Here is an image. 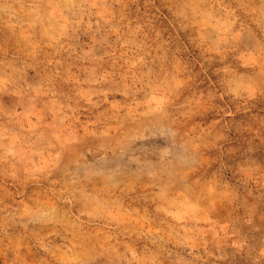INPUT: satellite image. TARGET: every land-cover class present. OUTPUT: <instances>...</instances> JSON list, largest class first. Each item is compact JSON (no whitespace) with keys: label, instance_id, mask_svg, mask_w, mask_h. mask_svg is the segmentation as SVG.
<instances>
[{"label":"rangeland","instance_id":"374dc122","mask_svg":"<svg viewBox=\"0 0 264 264\" xmlns=\"http://www.w3.org/2000/svg\"><path fill=\"white\" fill-rule=\"evenodd\" d=\"M0 264H264V0H0Z\"/></svg>","mask_w":264,"mask_h":264}]
</instances>
